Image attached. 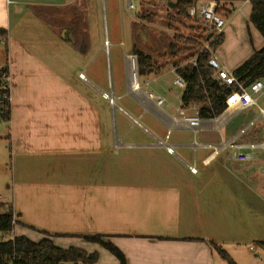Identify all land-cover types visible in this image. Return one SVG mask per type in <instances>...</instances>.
Returning a JSON list of instances; mask_svg holds the SVG:
<instances>
[{
  "label": "crops",
  "instance_id": "0c3cea01",
  "mask_svg": "<svg viewBox=\"0 0 264 264\" xmlns=\"http://www.w3.org/2000/svg\"><path fill=\"white\" fill-rule=\"evenodd\" d=\"M9 1L0 0V26L8 28L13 197L1 201L14 212L16 235L85 243L83 236L101 235L127 264H215L213 242H264V151L252 162L232 158L234 145L264 143V94L193 126L177 111L183 91L172 64L137 76L132 0H13L16 9ZM234 1L222 2L230 14L215 51L233 71L264 47L249 21L252 0ZM25 5L64 26L73 20L78 45L43 15L18 14ZM13 28L23 35L13 38ZM233 36L241 48L226 55ZM194 108L184 107L188 116Z\"/></svg>",
  "mask_w": 264,
  "mask_h": 264
},
{
  "label": "trees",
  "instance_id": "16d2710c",
  "mask_svg": "<svg viewBox=\"0 0 264 264\" xmlns=\"http://www.w3.org/2000/svg\"><path fill=\"white\" fill-rule=\"evenodd\" d=\"M165 1L176 4L172 7L174 14L171 18L181 23L184 19H190L188 11L191 6L207 0ZM214 1L218 4V12L226 18L230 12L223 9V0ZM147 16V14H139L138 18H140V21H144L148 18ZM249 21L264 37V0H252V12ZM209 34L206 29H203L192 38L175 35V39L184 44L185 47H181L177 42H171L168 47L171 56L175 58L179 54H186L187 52L189 53L188 57L194 56L197 58V66L191 64L181 66L177 62L172 66L187 81V87L182 94V106L197 105L199 107V117L201 118H214L221 115L226 108L225 100L237 89L234 84L227 86L214 77V69L208 63L210 53L204 50V43L210 41L212 50L216 51L224 41V34L222 32L217 36L208 38ZM0 38L5 43L8 52V31L0 28ZM191 49L197 52H191ZM131 51L136 59L139 79L160 71L166 65L156 63L152 52L144 51L137 45V42L133 44ZM7 65L0 68V73L3 71L2 69H8ZM233 72L240 80H246L247 78H250V81L262 79L264 77V47L255 51ZM2 94L3 92L0 89V121L9 123L11 121V103L10 100L1 97ZM7 207V210H4L5 203L0 201V233H10L13 230L14 212L10 206ZM84 238L108 249L118 258L120 264H127L123 252L112 242L106 241L103 236L93 235L84 236ZM259 245L264 249V242H259ZM213 248L229 264H236L224 248L214 242ZM97 261V253L89 254L86 250L73 246L69 248L59 247L51 237L47 236L35 241L22 234L16 235L14 240L0 242V264H94Z\"/></svg>",
  "mask_w": 264,
  "mask_h": 264
},
{
  "label": "rangeland",
  "instance_id": "374dc122",
  "mask_svg": "<svg viewBox=\"0 0 264 264\" xmlns=\"http://www.w3.org/2000/svg\"><path fill=\"white\" fill-rule=\"evenodd\" d=\"M16 1V0H15ZM233 2V1H231ZM238 0H235L234 3H238ZM12 3L11 8L15 7L13 0H10L8 4ZM78 1H75L70 6H74L77 4ZM132 3L135 5V10L128 12V18L134 19L135 17L138 18L139 14L148 15L146 20H137L135 22L136 26L134 32V37L137 42V45L146 52H152L154 56V60L156 63L168 61L170 64H174L175 62L180 63L181 66H184L190 62L194 58L188 57L189 53L186 54H179L176 58L171 56L169 52V45L171 42H177L180 44L181 47H185L184 44L178 42L175 39V35L184 36V38H192L198 32H201L203 29L205 30L203 24L198 20L190 17V19H184L183 22L179 23L173 18H171L174 14V11L171 6H169V2L165 0H158V1H151V0H132ZM22 10H17L19 13L22 14L25 12H31V14H35L36 16L43 15L48 20H50L53 24V27L57 28V31L61 36L66 35L67 41L71 42V45L77 46L78 40L76 37L77 28L73 24V20L68 22L66 20V26L62 25V21L58 19L51 20L50 17L41 10L38 6L31 7L30 5H25ZM69 8V7H67ZM69 14V15H68ZM15 15V13H14ZM68 16H71V13H67ZM18 16V15H17ZM42 23L44 21L41 19ZM146 22V23H145ZM145 23V24H144ZM64 26V27H63ZM0 28L8 30L6 26H0ZM197 32V33H196ZM13 38H15L16 34L23 35L22 32L12 30ZM39 36H43L45 32L42 30L35 32ZM158 38L159 42H153L150 39ZM146 41L142 44V42ZM83 43L81 44V46ZM82 48V47H81ZM241 48V40L237 36H233L229 39L228 44L222 47V50L226 55H229L231 52L236 50H240ZM9 49V46H8ZM153 50V51H152ZM191 52H197L194 49L190 50ZM189 51V52H190ZM0 62L2 65L6 66L9 63V52H7V48L3 40L0 38ZM227 66V65H226ZM229 68V67H228ZM230 69V68H229ZM233 71L232 69H230ZM264 84V77L262 78ZM9 123L5 121H0V201H6L11 204L13 189H12V168H11V157H10V143L6 137L8 133ZM8 204V203H7ZM18 225L16 226V228ZM49 237L48 235L37 232L31 234V239L35 241H39L43 237ZM52 238V237H51ZM54 238V237H53ZM55 238H64L67 242H63L61 240H55V244L62 247V248H69L71 246L78 247L87 251V253H97L98 254V261L99 264H119L118 258L111 253L105 247L95 243V245L89 243L82 242L80 236H58ZM84 238V236H83ZM77 240H80L77 241ZM87 244V245H86ZM249 246L254 248V253H250ZM258 243L251 242L244 246L242 244L236 245H226L224 249L230 254L232 259L236 264H264V250L259 247ZM92 252V253H90ZM252 256V257H251ZM113 260V261H112ZM215 264H229L228 261L221 258L220 256L216 255Z\"/></svg>",
  "mask_w": 264,
  "mask_h": 264
},
{
  "label": "built area",
  "instance_id": "2783aa9c",
  "mask_svg": "<svg viewBox=\"0 0 264 264\" xmlns=\"http://www.w3.org/2000/svg\"><path fill=\"white\" fill-rule=\"evenodd\" d=\"M127 8L132 11L135 9L132 1H128L126 4ZM190 17L198 20L204 26L208 33H212L213 36H217L222 33L225 26L227 25V20L218 12V4L214 0H207L201 3H198L189 8ZM109 41H106L108 44ZM204 50L210 53L209 65L214 69V77L221 81L223 84L227 86L235 85L237 89L234 90L225 100L226 108L230 107H239L242 109H246L252 107L257 104V96H261L264 94V84L262 79H255L250 81V78L246 80H240L233 71L229 68L225 67L221 64L219 59L217 58L215 51L212 50L210 41H206L204 43ZM188 64L192 66H197V58L194 57ZM3 71L0 73V89L3 92L2 96L5 99L10 100V74L9 69H2ZM175 78L174 84L180 90L184 91L187 87V81L185 78L178 73L175 69L172 70ZM82 79H85L84 74H80ZM147 85L150 82H146ZM105 98H108L109 95L104 93ZM150 96L155 98L160 105H164L166 100L156 94L150 93ZM183 104V102H181ZM180 116L184 117L188 120L191 125L197 126L199 124V107L195 105L193 109L194 115L188 116L184 107H180L178 110ZM237 149L236 153L232 155V158L241 161V162H252L258 159V151H264V143L262 144H248V145H237L233 146ZM169 153H173L174 150L172 147H167ZM189 170L196 174L198 172L197 167L195 165H188ZM260 171L264 174V156L261 159ZM17 225V220L14 216L13 218V230L10 233H0V242H7L10 240H14L15 227ZM250 250L254 251V248L250 246Z\"/></svg>",
  "mask_w": 264,
  "mask_h": 264
},
{
  "label": "water",
  "instance_id": "95a60500",
  "mask_svg": "<svg viewBox=\"0 0 264 264\" xmlns=\"http://www.w3.org/2000/svg\"><path fill=\"white\" fill-rule=\"evenodd\" d=\"M176 4L174 3V2H169V6H171V7H173V6H175ZM63 36H64V34H63ZM213 36V34L211 33V34H209V36H208V38H210V37H212ZM84 44L82 45V50H84Z\"/></svg>",
  "mask_w": 264,
  "mask_h": 264
}]
</instances>
